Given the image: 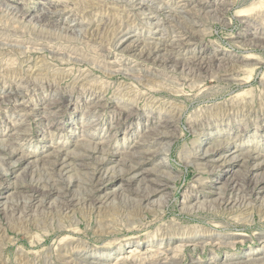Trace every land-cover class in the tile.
<instances>
[{
	"label": "rangeland",
	"instance_id": "rangeland-1",
	"mask_svg": "<svg viewBox=\"0 0 264 264\" xmlns=\"http://www.w3.org/2000/svg\"><path fill=\"white\" fill-rule=\"evenodd\" d=\"M147 1L0 0V264H264V168L248 210L217 206L244 179L226 150L264 157V0ZM182 34L167 65L140 54ZM193 57L213 76L176 66ZM57 155L67 185L35 193ZM31 199L49 216L13 217Z\"/></svg>",
	"mask_w": 264,
	"mask_h": 264
},
{
	"label": "bare ground",
	"instance_id": "bare-ground-1",
	"mask_svg": "<svg viewBox=\"0 0 264 264\" xmlns=\"http://www.w3.org/2000/svg\"><path fill=\"white\" fill-rule=\"evenodd\" d=\"M136 2L135 7H138L141 10L147 9V0H132ZM152 5H156L155 2H149ZM158 9H162L161 6H158ZM201 11V10H200ZM181 26V24L179 23ZM179 34V33H178ZM176 39V38H175ZM189 39L186 34H182L178 40L171 41V44L166 46V44H155L154 46H151L150 44H146L141 50L140 54L143 57L146 58H153L155 57V52L157 49L160 47L164 48V51L166 52V57L161 59V63L164 65H167L169 60H172L171 56L169 55L172 49L176 48L182 41ZM139 42H134L131 44V49H136L138 47ZM177 43V44H176ZM157 60V58H154ZM215 58H209V57H193L187 62L185 61H176L175 63L177 64L176 66H179L182 68L184 71H187L188 73L191 74L193 77H201V76H211L213 74V68L215 67L216 63ZM213 76V75H212ZM154 133V132H153ZM150 133L146 136V139L149 141L153 138V136L157 134ZM162 135L161 133H159ZM172 137L170 136V139ZM145 143L147 141L143 140L138 144L140 145L141 143ZM137 145V146H138ZM139 148V147H138ZM219 146H214L212 151L218 150ZM87 152H89L91 155L97 153L99 150L97 148H90L88 147ZM104 155H107L106 152L100 151ZM211 152V150H210ZM146 152H133L132 155L126 160V162L123 164V167L127 168L125 171V174L128 172H131L134 169V166L132 164H136L142 157V155H146ZM150 155V154H147ZM66 157H71V155H67ZM84 157V156H82ZM224 160L222 161L223 165L229 166L230 164L235 163H240L242 167H244L245 172H244V179L240 181L239 180H233L230 183V189H231V195L228 197L226 193L221 194V199L218 201V207L220 206H231L234 208H244V209H249L251 207V200L249 198V191L250 186L248 184L249 182V176H250V170L251 169H260L264 168V157L261 154L255 153V152H246L243 153L241 150L238 149H227L226 150V155L223 156ZM60 157L57 155V160L56 161H50L44 164L40 170H36L35 174H40L39 177H35V179L32 180V188L33 190H36L35 193H38L39 191H46V192H51V191H61L58 190V188L61 187L64 183H66V180L64 178V175L66 173L67 167H70V164L67 163V159H59ZM251 162H253V166H250ZM2 164H4L2 162ZM252 167V168H251ZM92 179V178H91ZM71 182V180L68 182V184ZM88 182V181H87ZM263 182V181H262ZM242 183V184H241ZM67 185V183L65 184ZM253 191V190H252ZM62 193V191H61ZM253 193V192H251ZM151 193L147 194L144 196L145 199L150 198ZM47 196V194H46ZM252 196V195H251ZM34 197V196H33ZM90 202V203H89ZM95 203L96 201L94 199L91 200H85L84 202H80L77 204L83 207H87L88 209L90 208L91 211L95 210ZM33 200H29L26 202L22 203H16L13 204L12 207L10 208L13 217H17L20 220H33L34 222H37L39 219H45L46 215L49 216L51 213L50 208L46 207H41V210L36 211V213L32 212L33 208ZM76 202L74 199L71 200H65L62 201L54 206V209L57 210L58 213L64 214V215H69L70 213L73 212L75 208ZM50 209V210H49ZM53 209V208H52ZM35 214V215H34ZM19 221V220H18ZM23 224V223H22Z\"/></svg>",
	"mask_w": 264,
	"mask_h": 264
}]
</instances>
